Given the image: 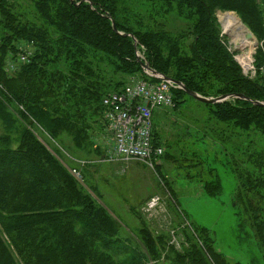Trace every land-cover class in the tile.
<instances>
[{
  "label": "trees",
  "instance_id": "16d2710c",
  "mask_svg": "<svg viewBox=\"0 0 264 264\" xmlns=\"http://www.w3.org/2000/svg\"><path fill=\"white\" fill-rule=\"evenodd\" d=\"M132 1L0 0V264H147L164 256L171 264H240L218 251L201 225L180 229L186 247L170 246L167 233L143 226L139 245L121 239L117 220L82 192L60 155L53 154L55 148L32 130L40 129L52 140L68 135L83 148L88 121L100 115L104 122L102 98L123 89L125 75L158 80L143 72V63L202 97L241 96L199 101L224 125L218 146H205L202 131L186 142L198 156L209 150L211 158L198 162L210 170L225 169L223 161L229 160L235 214L258 209L250 212L251 221L244 220L256 236V251L248 260L264 264V144L243 151L241 142L232 140L240 130L264 135V80L241 73L219 37L214 16L217 9L234 11L260 41L264 15L259 3L156 0L187 22V30L173 33L150 24V16H140ZM21 43L35 50L28 62L16 65ZM8 59L16 65L13 71L5 67ZM116 73L123 76L114 79ZM180 95L198 102L181 89L173 91L174 101ZM181 142L172 151L167 143L166 160L174 161L170 153L186 147ZM152 143L161 147L154 130ZM217 153L223 157L216 158ZM196 174L205 180L208 195L219 193L218 178L210 182Z\"/></svg>",
  "mask_w": 264,
  "mask_h": 264
},
{
  "label": "rangeland",
  "instance_id": "374dc122",
  "mask_svg": "<svg viewBox=\"0 0 264 264\" xmlns=\"http://www.w3.org/2000/svg\"><path fill=\"white\" fill-rule=\"evenodd\" d=\"M256 1L264 15V0ZM130 5L136 7L135 11L140 16L145 17L148 14L151 18L148 22L152 25L163 26L173 33L187 30L186 21L179 18L177 13L170 8L167 12L164 11L165 9L160 7V3L156 0L151 2L135 0L130 2ZM226 12L236 15L240 19L234 11L217 9L214 12L221 41L244 76L250 79L259 76L263 81L264 39L258 41L254 36L256 47L250 53V63L243 64L240 55L247 49L236 47L232 36L227 35L219 21L221 13ZM242 24L248 28L243 22ZM19 47H21V51L30 54L35 50L31 45L25 43H21ZM138 55L141 54L138 53ZM8 61L11 60L6 61L5 67H7ZM122 76L120 73H116L114 79ZM142 77L143 74L142 76L125 75L123 82L127 84L132 79ZM96 116L92 117H95L96 122L88 121L91 129L87 132L86 145L84 143L83 148L73 145V141L68 135L64 134L58 138L59 140H52L40 129L35 130L32 127V130L34 133L35 131L38 133L41 140H47L49 145L45 144L49 148L57 149H54L53 154L60 155L59 160L70 173L72 169L79 172L81 176L79 186L82 192L87 193L97 203L106 207L117 220L120 224L118 235L121 236V239L127 238L131 245H139L141 237L139 232L143 226L152 233L157 231L167 233L170 246L186 247L185 240L179 236L182 235L181 232H186L184 226L201 225L207 229L206 232L212 243L214 241V247L228 259L239 261L240 264H250L248 258L256 251V247L253 245V241L256 242V236L250 224L245 221H251V213L257 212L258 209L247 211L246 215L235 214L232 202L235 180L227 169L230 164L229 160L223 161L226 163L225 169L210 170L198 162L200 159L211 158L209 150L206 151V155L198 156L189 150L191 144L186 142L190 136L192 137L193 132L202 131L204 135L200 141L205 142V146L219 145L220 140L217 137L221 136L219 131L224 125L222 126L212 118L208 106L185 95H180V98L177 99L175 96V101L173 98L171 106L157 109L152 124L163 153L162 156L151 158L150 161L145 162L133 159L123 160L114 155L106 142L103 120L100 115ZM241 131L243 130L233 132L232 140L241 142L243 151L244 147L254 151L259 146H263V134L253 131L241 133ZM3 132V125L0 122V134ZM182 140L185 141L181 142ZM180 142L186 144V147L181 146L179 150L170 153L174 157V161L166 160L164 156L166 157L167 143L172 145L170 149L172 151L173 147ZM221 157H223L221 153L216 154V158ZM253 158L254 155L251 156L252 161ZM237 161L239 163L240 155L237 156ZM200 168L201 171H199ZM196 172L206 177V180L210 182L218 178L221 183L219 193L208 195L206 193L208 190L204 189L205 180L199 181ZM152 202L153 205H151ZM258 203L260 204V201ZM262 209L264 210V207ZM241 221L247 227L244 228ZM180 229H182L181 232ZM167 257L171 259L173 256L169 254ZM147 264H171V261L164 256L155 263L150 261Z\"/></svg>",
  "mask_w": 264,
  "mask_h": 264
},
{
  "label": "built area",
  "instance_id": "2783aa9c",
  "mask_svg": "<svg viewBox=\"0 0 264 264\" xmlns=\"http://www.w3.org/2000/svg\"><path fill=\"white\" fill-rule=\"evenodd\" d=\"M26 61V51L20 49L16 65ZM16 65L8 61L6 69L13 71ZM143 71L154 77L147 70ZM155 78L158 80L132 79L119 92L102 98L106 142L114 155L123 160L145 162L162 153V148L152 143V111L171 106L173 91L182 87L170 79L162 78L160 74ZM71 173L79 181V172L72 169Z\"/></svg>",
  "mask_w": 264,
  "mask_h": 264
},
{
  "label": "bare ground",
  "instance_id": "6f19581e",
  "mask_svg": "<svg viewBox=\"0 0 264 264\" xmlns=\"http://www.w3.org/2000/svg\"><path fill=\"white\" fill-rule=\"evenodd\" d=\"M220 16L221 17H220L219 21L222 24L223 30L226 31V33L229 36H232V38H233L232 41H234V44L236 45V47H240V48L245 47L247 49L246 52H243L240 55V59H241V62L243 64L248 65L250 63V60H251L250 53H252V49L254 48V50H255V47H256L255 38L248 39L246 37L247 28L242 24V22L240 21V19L236 15H234L230 12H226V13H221ZM19 53H20V51L18 52V54ZM18 54H17V57L13 60L18 61ZM26 54H27V58L29 61V56L31 54L27 53V52H26ZM28 61H26V62H28ZM155 113H156V110L152 111V119H153ZM103 126H104V122H103ZM105 134H106V132H105Z\"/></svg>",
  "mask_w": 264,
  "mask_h": 264
},
{
  "label": "water",
  "instance_id": "95a60500",
  "mask_svg": "<svg viewBox=\"0 0 264 264\" xmlns=\"http://www.w3.org/2000/svg\"><path fill=\"white\" fill-rule=\"evenodd\" d=\"M111 22H112V25H113V28H114V23H113V20H111ZM228 35V34H227ZM246 37L248 38V39H250V38H255L254 37V35L252 34V32L247 28V33H246ZM142 68H143V70H147L151 75H153L154 77L156 76L157 77V75H158V73L156 72V71H154L153 69H151V68H149L148 67V65L146 64V63H143L142 64ZM162 76V75H161ZM162 78H167V77H163L162 76ZM172 81H174V80H172ZM174 82H176V83H178V84H180L181 85V87H182V90L183 91H185L188 95H190V96H192L194 99H196V100H198V101H201V102H206V103H214V102H218V101H222V100H225L227 97H229V96H234V97H241L240 95H224V96H221V97H219V98H205V97H202V96H200L199 94H197V93H194V92H191V91H188V90H186V88L182 85V83H180V82H178V81H174ZM253 103H259L260 104V102H258V101H254Z\"/></svg>",
  "mask_w": 264,
  "mask_h": 264
}]
</instances>
